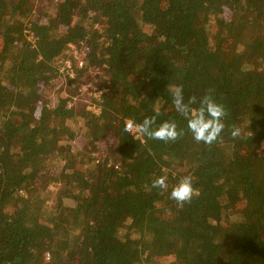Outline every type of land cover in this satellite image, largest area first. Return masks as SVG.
Here are the masks:
<instances>
[{
	"label": "trees",
	"instance_id": "obj_1",
	"mask_svg": "<svg viewBox=\"0 0 264 264\" xmlns=\"http://www.w3.org/2000/svg\"><path fill=\"white\" fill-rule=\"evenodd\" d=\"M0 44V264H264V0H0ZM90 72L99 111L74 100ZM169 84L214 89L222 142L122 131L156 107L186 130ZM160 175L200 194L178 207L145 190Z\"/></svg>",
	"mask_w": 264,
	"mask_h": 264
},
{
	"label": "clouds",
	"instance_id": "obj_2",
	"mask_svg": "<svg viewBox=\"0 0 264 264\" xmlns=\"http://www.w3.org/2000/svg\"><path fill=\"white\" fill-rule=\"evenodd\" d=\"M176 112L186 121L185 128L178 127L175 121H163L157 123L161 115L159 107L154 109V115L145 117L137 122L133 119H125L123 132L128 133L136 140H157L164 143H173L187 133L197 143L212 146L217 142H222L226 119L229 111L226 105L216 98L214 89H207L201 96L192 95L185 98L183 85L169 84L167 86ZM229 135L233 139L246 135L244 130L232 125L228 128ZM145 190L158 189L161 194L167 192L169 198L174 200L178 207H183L186 203H191L194 197L198 196L199 189L194 187L191 175L181 176L176 184L171 187L167 175H160L152 178L150 184L144 185Z\"/></svg>",
	"mask_w": 264,
	"mask_h": 264
},
{
	"label": "rangeland",
	"instance_id": "obj_3",
	"mask_svg": "<svg viewBox=\"0 0 264 264\" xmlns=\"http://www.w3.org/2000/svg\"><path fill=\"white\" fill-rule=\"evenodd\" d=\"M1 45V44H0ZM88 52V49L85 45H81V47H78L76 45L71 46V48L68 50V58L66 60V65L71 66L75 65L77 67H82L83 59L86 56ZM65 67L62 68V74L53 80L52 85L48 86L45 90L46 98L49 100L48 105L55 106L59 100V90L66 85L68 77L66 76V72H64ZM94 74L95 72L88 73L81 82L80 87V94L75 97V102L80 104H87L89 107L94 108L96 111H99L98 108L95 107V103H93V97L98 96L101 91L97 88V85L94 84ZM73 76V74H72ZM107 145H103L100 147L99 157L107 154ZM95 158H97V154L93 155ZM99 163V162H98ZM73 167L74 164L70 165V167ZM60 186L52 184L50 187V199H48L47 203H49V206H53L56 202V196L57 192ZM51 206V207H52ZM54 208V206H53ZM244 204L240 203L238 204V209H243ZM165 264H182V259L179 256H170Z\"/></svg>",
	"mask_w": 264,
	"mask_h": 264
}]
</instances>
